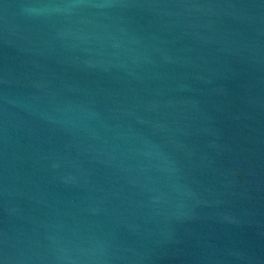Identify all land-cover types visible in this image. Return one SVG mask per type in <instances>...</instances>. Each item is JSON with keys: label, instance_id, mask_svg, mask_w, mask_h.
<instances>
[{"label": "water", "instance_id": "95a60500", "mask_svg": "<svg viewBox=\"0 0 264 264\" xmlns=\"http://www.w3.org/2000/svg\"><path fill=\"white\" fill-rule=\"evenodd\" d=\"M0 264H264V0H0Z\"/></svg>", "mask_w": 264, "mask_h": 264}]
</instances>
